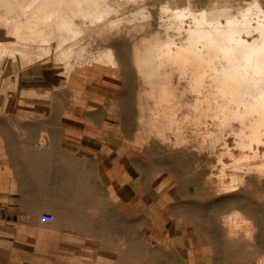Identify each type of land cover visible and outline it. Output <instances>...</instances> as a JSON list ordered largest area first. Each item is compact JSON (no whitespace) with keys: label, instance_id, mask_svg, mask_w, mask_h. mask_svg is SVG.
<instances>
[{"label":"bare ground","instance_id":"obj_1","mask_svg":"<svg viewBox=\"0 0 264 264\" xmlns=\"http://www.w3.org/2000/svg\"><path fill=\"white\" fill-rule=\"evenodd\" d=\"M144 1L0 0V7L10 6L12 12L17 10L23 16L14 17L12 31L19 35L26 28L32 37L27 41L31 47L36 42L44 44L48 55L52 52L50 42H55L57 81L91 62L120 68L125 87L131 84L130 77H136L140 82L136 90L140 136H153L154 147L164 144L178 153L171 158H154L152 168L176 174L187 184L162 189L185 196L195 193L212 201L206 207L185 204L177 207L179 212L170 206L176 216L193 218L211 232L216 245L221 244L214 232L216 226L222 230L255 226L264 232L263 209L252 197L253 193L264 194V0H215L204 8H195L192 0H177V5L167 2L158 11L157 22L148 19L151 13L146 11ZM0 18L7 17L0 14ZM123 20L128 25L121 28ZM153 23L162 37L153 36L132 46L123 40V34ZM115 27L122 36L111 33ZM93 36L100 44L94 54L90 53ZM114 36L125 42H115L120 39ZM31 52V62L41 55ZM128 99L125 96L121 100L122 120L127 127L133 115ZM59 102L64 112L72 107L73 98ZM72 163L73 167L78 164ZM201 164H213L217 170H201ZM184 169L191 175L186 182ZM83 180V176L77 180L79 188ZM223 214L220 224L215 225L213 222ZM226 233L231 234V230ZM150 243L144 237L143 264L156 258ZM254 247L256 263L264 264V238Z\"/></svg>","mask_w":264,"mask_h":264},{"label":"crops","instance_id":"obj_2","mask_svg":"<svg viewBox=\"0 0 264 264\" xmlns=\"http://www.w3.org/2000/svg\"><path fill=\"white\" fill-rule=\"evenodd\" d=\"M112 71L90 65L74 74L73 108L67 126L58 84H20L24 91L21 101L33 112L21 118L28 122L23 140L20 133L14 132L12 137L0 132V264H143V178L133 176L129 169L134 166L143 171V162L134 161L126 146L109 150L92 139L112 130L114 113L101 108L108 91L118 86ZM47 88L55 102L50 114L49 98L44 96ZM65 134L78 144L65 147ZM103 154L109 161L107 178L95 172ZM72 161L79 165L71 166ZM35 162L44 165L36 167ZM81 176L84 180L79 188ZM45 211L56 214L55 225L46 227L39 221ZM161 216H157L159 223L153 233L170 248L173 244L175 251L169 254L172 262L159 260L158 264H219L210 253L219 249L210 231L195 222L186 227L166 226ZM152 218L147 216V220ZM167 254L160 250L158 258Z\"/></svg>","mask_w":264,"mask_h":264},{"label":"rangeland","instance_id":"obj_3","mask_svg":"<svg viewBox=\"0 0 264 264\" xmlns=\"http://www.w3.org/2000/svg\"><path fill=\"white\" fill-rule=\"evenodd\" d=\"M213 1L215 0H192V3L195 8H204L206 4L209 5L208 2L212 3ZM232 1L233 3H238L242 0ZM144 2L142 3L145 4L146 11L151 13V15H149L148 17L150 22L151 20H153L152 22L158 21L157 13L160 10L162 4H166L167 2H169V4L171 3L172 5L178 4L177 0H145ZM136 6H138V4H136ZM8 7H4V10L0 7V14H3L7 17L0 18V132L6 135H12V137L14 132L20 133L21 139L23 140L26 130L23 125L28 122H25L21 118H23L25 114H31L33 111H31V108L28 105H25L24 101H21L23 98H20V93L22 94L24 91L20 89V84H40V81H42L43 84H58L56 87V89H58V93L60 91L63 92V96L60 100L65 101L70 99L71 97L73 98L71 80L74 74L85 66L90 65L86 64L85 66L77 67L76 70H74L73 73L67 79L64 78V76H61V79L57 81L56 71L58 70L59 63L57 59L55 42L53 40L50 42L52 52L48 55L45 54V51L43 49L44 44L39 45L38 42H36L35 44L32 43L33 45L31 47V45H29L27 41H29L32 37L30 32L26 28L23 29V33L19 35H15L12 31L14 17L23 18V16H20L17 10L12 12V10ZM126 10L128 11V14L129 12H131L129 8ZM127 13L125 12L124 14L127 15ZM138 20L139 19H137V21ZM77 21L82 22V19L77 18ZM126 21H122L124 24L121 22V28L124 27V25H128ZM120 26H118L117 29H120ZM117 29L115 27V29H113L111 33L113 32L112 34L118 35L119 37L122 36L121 32ZM117 32H119L120 35L119 33L116 34ZM176 34L178 35V33ZM118 36L114 37L119 38ZM153 36H163L162 32L160 33L156 29V23L148 24L143 30H131L130 32L123 34L122 38L124 37L123 40H125L126 43L129 44V46H132L137 42L140 43L143 39H149ZM8 38H10V40H8ZM122 38H119L120 40L116 39L117 41L115 42L122 43ZM93 39L95 43L92 40V44H90V53L92 54L98 52V45L100 46V44H98L99 39L95 40L94 36ZM125 41H123V43ZM31 50L38 53L41 52V55H39L32 62L29 61V56L32 53ZM28 63L31 64L24 67V65ZM91 65H96L97 67L105 66L108 68V70H113V76L115 77L118 84L117 87L113 88L111 91H108V98L104 101L101 106L102 109H107L114 113L115 119L111 122L112 130L106 131V134L103 135L98 134L92 139L95 140V144L98 147H105L109 150L110 147H113L115 145L126 146L130 148L129 150L131 151H129V155L132 156L134 161L137 160L138 163L143 162V171L135 169L134 166L130 167L129 169L131 170L133 176L137 175L138 177L143 178L145 214L144 237L146 240L152 242L150 243V251L152 252L151 254L156 255L154 262L146 260L145 264H158L159 260L162 262L168 261L170 263L172 262L173 258H170L169 254L175 251V249H173V244L170 248V245H168L166 241L157 240V238L155 237V234L153 233V227L159 223L157 216L162 215L161 217L165 220L164 224L166 226L178 224L182 227H186L185 224H194L195 221L193 220V218L186 215L184 216L183 214L174 217L173 215L175 214L172 212V210L169 209L170 206H175L177 212H179L180 209H178L177 207H180L182 205L192 204L206 207L212 205V201H206L205 198L195 193L185 196L181 194H176L174 192L168 193L162 189L166 186L167 188H169L168 186L171 184L174 185L173 188H179L187 184L182 183V180L178 179L176 174H172L169 171H161L158 168H152V160L154 158H171L177 155L178 153H176L177 150L169 148L167 145L164 144L159 146L156 145L154 147L153 142L155 138L153 136H140L138 132V114L136 112L138 109V99L136 98V90L138 89V85L140 84V82H138L135 76H132V74H130V76H132L130 77L131 84H126L128 87L132 85L129 87V89L127 86H123V82H125V75L123 74L124 72H122L120 68L113 67L111 65H103L100 63L98 64L97 62H91ZM39 73H41L44 78L39 79L38 77L41 76ZM122 75H124V77ZM133 77H135L134 80ZM44 96L49 98L47 107L50 114V108L53 107V104H55V102L50 99V97H52V94L49 88H47ZM125 96H128L129 99L131 98L129 101V105L132 106H130V109L133 111L132 119L130 121L131 125H129V127L124 124L121 114L123 110V107H121L123 106L121 100L123 101V99H125ZM53 100L55 101V97H53ZM72 108L73 105L72 107H67L64 110L65 126H67V124L69 123ZM13 117H16L17 119L14 120ZM73 144H78V142L73 141L65 134V147ZM238 152L239 150H237V153ZM104 155L105 154H103V157L101 158L103 162L99 163L100 167L95 168L97 176H100L101 178H107L109 172V169L105 167L109 164V161L106 155ZM226 160L229 163L232 162V159L230 158H226ZM246 162L247 160H244V163ZM202 168L205 170H211L213 173L217 170L216 166H214L213 164H201V170ZM182 175L185 180L184 182L191 178L190 172L185 169L183 170ZM200 177V181L204 182V178L201 175ZM166 182L168 183L166 184ZM252 197L262 207L264 213V194L253 193ZM148 215L153 217L151 221L147 220ZM225 215H221L213 223L215 225H219L220 218L224 217ZM53 221H55V219ZM43 225L48 227L54 225V222H49ZM215 230H218L216 234L221 239V244L218 245L219 249H213L210 253L213 256H217L219 264H257L256 260L254 259V243L257 242L259 239L264 238V232L260 228L255 226L243 227L239 225L238 227H228L223 228L222 230L221 227L216 226ZM228 230H231V234L226 233V231ZM213 234L215 235V233ZM202 238V241H204L205 237L202 236ZM159 249L161 251L164 250V252L168 254L162 258H158L157 253L160 251ZM262 253L263 252L260 253L261 257ZM262 259L264 260V257ZM49 264L53 263L49 261Z\"/></svg>","mask_w":264,"mask_h":264},{"label":"built area","instance_id":"obj_4","mask_svg":"<svg viewBox=\"0 0 264 264\" xmlns=\"http://www.w3.org/2000/svg\"><path fill=\"white\" fill-rule=\"evenodd\" d=\"M55 219V215L52 212H42L39 216V221L42 223H48Z\"/></svg>","mask_w":264,"mask_h":264}]
</instances>
